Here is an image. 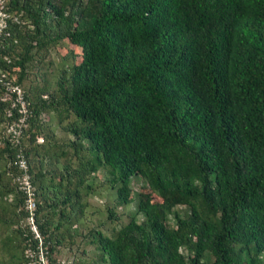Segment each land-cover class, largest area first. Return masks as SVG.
<instances>
[{
  "label": "trees",
  "instance_id": "obj_1",
  "mask_svg": "<svg viewBox=\"0 0 264 264\" xmlns=\"http://www.w3.org/2000/svg\"><path fill=\"white\" fill-rule=\"evenodd\" d=\"M1 3L0 124L19 116L6 84L20 86L28 115L17 142L0 138V231L10 229L0 252L54 264L102 171L114 189L109 222L132 201L131 178L144 186L125 223L81 235L93 264H264V0ZM62 40L78 61L46 95L25 91L24 65ZM46 111L68 119L64 141L44 132ZM18 150L37 237L18 224Z\"/></svg>",
  "mask_w": 264,
  "mask_h": 264
},
{
  "label": "rangeland",
  "instance_id": "obj_2",
  "mask_svg": "<svg viewBox=\"0 0 264 264\" xmlns=\"http://www.w3.org/2000/svg\"><path fill=\"white\" fill-rule=\"evenodd\" d=\"M1 22V20H0ZM45 52V53H44ZM79 50L69 44L66 40H62L59 43L49 47L46 51H35L30 62L24 65V75L20 81L21 87L29 93H38L39 89H42V94L46 95L52 91L55 87V81L59 75L60 69L68 68L72 62V55H75V61H78ZM15 76L16 74L13 73ZM46 126H44V132L47 133L48 127L55 136V141H64L68 136L60 128L61 125L67 123L68 119L63 118L59 121V115L52 111H46L43 113ZM7 136L6 128L0 124V138ZM25 142V141H24ZM36 142H42L41 134L37 136ZM108 178L102 171H98L96 176L91 179L93 191L83 196L82 201L84 203L83 216L76 223L77 235L69 240L65 239L61 246H58L53 253L54 264H93L92 261L95 256L94 245L87 242L86 238L81 235L85 234L89 228H98L105 234H109L112 229L118 228L121 224L127 221V218L131 213L135 211V193L139 191L143 186L142 179L138 177L131 178V192L130 197L132 201L125 206H117L113 211L118 216L117 221L109 222L106 220V208L113 206L114 189H111L107 182H104ZM13 195L9 194L7 200L10 201ZM142 215L137 214V219H141ZM21 227H26L30 224L27 222V218H22L18 222ZM2 229V232H9ZM6 252H0V260H4L6 264H35L31 260L32 252L29 249L23 250V257L25 259L18 262V260L9 259ZM40 256V252H39ZM41 264L45 263L43 256L39 257ZM3 264V263H1Z\"/></svg>",
  "mask_w": 264,
  "mask_h": 264
},
{
  "label": "built area",
  "instance_id": "obj_3",
  "mask_svg": "<svg viewBox=\"0 0 264 264\" xmlns=\"http://www.w3.org/2000/svg\"><path fill=\"white\" fill-rule=\"evenodd\" d=\"M1 9L2 3L0 0V20L3 18V12ZM0 25H2V20L0 22ZM5 88L7 91L13 94L14 98L12 105H16L17 111L19 113V116L16 118V120H14L9 126L6 127L7 136L10 142L12 143L17 142L19 140L22 133V129L26 126L25 119L28 115V110L26 108L22 95V90L19 85L6 84ZM11 163L18 170V173H16L14 177V182L18 190L24 194V208L27 213V222L30 224V230L34 233V236L37 237L38 234L33 224V215L35 209L33 200L34 187L31 184L29 174L26 172V160L19 150L15 153Z\"/></svg>",
  "mask_w": 264,
  "mask_h": 264
}]
</instances>
